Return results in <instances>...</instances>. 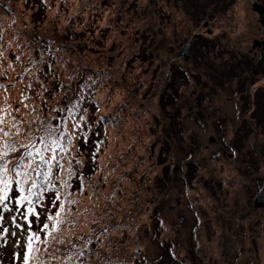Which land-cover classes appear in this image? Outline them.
<instances>
[{
    "label": "rangeland",
    "instance_id": "1",
    "mask_svg": "<svg viewBox=\"0 0 264 264\" xmlns=\"http://www.w3.org/2000/svg\"><path fill=\"white\" fill-rule=\"evenodd\" d=\"M212 2L0 0V107L19 109L26 131L50 119L73 137L62 163L78 203L47 248L51 264H264V73L253 45L264 0ZM198 33L208 35L194 45ZM71 101L69 119L58 109ZM52 174L60 188L65 173ZM51 198L38 210L54 214ZM11 239L0 264L18 250Z\"/></svg>",
    "mask_w": 264,
    "mask_h": 264
},
{
    "label": "snow or ice",
    "instance_id": "2",
    "mask_svg": "<svg viewBox=\"0 0 264 264\" xmlns=\"http://www.w3.org/2000/svg\"><path fill=\"white\" fill-rule=\"evenodd\" d=\"M0 8L7 6L0 4ZM3 56L0 46V59ZM4 88L0 84V89ZM13 111L0 107V257L3 256V246L9 244L10 238H13L11 246L18 250L10 253L9 264H51L56 257L48 253L47 248L57 239L61 226L70 222L66 219L69 215L68 206L78 203L69 199L67 192L70 186L68 181L76 174L75 170L71 161H68L67 169L62 163L67 160L73 137L63 123L53 125L50 119L41 120V126L36 132L26 131L22 128L23 121L17 120ZM58 111L66 112L71 119L79 112V102L71 101L67 108L62 107ZM78 126V122L73 123L72 128ZM25 134L29 137L27 143H18L14 138ZM12 155L18 159L10 160ZM94 156L93 153V158ZM53 168L65 173L60 188L54 184L56 177L52 174ZM81 186L83 187L82 178ZM45 193H52L51 208H56L59 202V208L54 214H47V209L38 210L43 206ZM261 195L264 196V193ZM57 243L64 241L61 239ZM42 250L45 251V256L41 255ZM56 251H59V247ZM81 255L82 253H75L68 255L67 259L70 262Z\"/></svg>",
    "mask_w": 264,
    "mask_h": 264
},
{
    "label": "flooded vegetation",
    "instance_id": "3",
    "mask_svg": "<svg viewBox=\"0 0 264 264\" xmlns=\"http://www.w3.org/2000/svg\"><path fill=\"white\" fill-rule=\"evenodd\" d=\"M212 5H213V8H214V0H213V2H212ZM255 5L256 6H263L264 7V3L262 4L261 2H255L254 3V5H253V9L259 14V12L255 9ZM200 14L202 13V12H199ZM260 15V14H259ZM261 17V16H260ZM260 23L264 26V22L262 21V17H261V20H260ZM204 26H206V27H208V31L210 32V33H212L214 30H213V28H210L209 27V23H208V20H206L205 21V23H204ZM213 26H214V23H213ZM203 35H208V34H204V33H198V34H195V37H194V39H193V41H192V43L195 45V43L198 41V39H200V38H202L203 37ZM191 42L187 45V46H185L184 47V49L181 51V53H183V54H181V57L182 58H187V57H190V54H191V48H193L194 47V45L192 44ZM253 45L254 46H257L258 48H260L259 49V51H257L256 52V54L258 55V54H260V56H259V58L262 60V63H260L261 64V71H263V73H264V40H261V39H255L254 41H253ZM196 52L195 51H193V56H194V54H195ZM263 53V54H262ZM256 71H258V70H256Z\"/></svg>",
    "mask_w": 264,
    "mask_h": 264
},
{
    "label": "water",
    "instance_id": "4",
    "mask_svg": "<svg viewBox=\"0 0 264 264\" xmlns=\"http://www.w3.org/2000/svg\"><path fill=\"white\" fill-rule=\"evenodd\" d=\"M255 9L259 12L260 16L262 17V21L264 22V7L261 5H255ZM263 190L264 188L261 191ZM262 193H264V191ZM255 205H264V196L261 195V192L256 196Z\"/></svg>",
    "mask_w": 264,
    "mask_h": 264
},
{
    "label": "trees",
    "instance_id": "5",
    "mask_svg": "<svg viewBox=\"0 0 264 264\" xmlns=\"http://www.w3.org/2000/svg\"><path fill=\"white\" fill-rule=\"evenodd\" d=\"M256 97V106L264 109V89H259Z\"/></svg>",
    "mask_w": 264,
    "mask_h": 264
}]
</instances>
